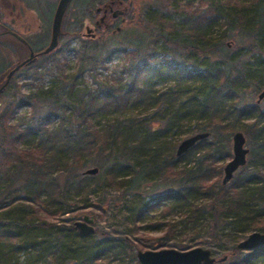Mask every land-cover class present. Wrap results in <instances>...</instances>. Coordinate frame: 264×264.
Here are the masks:
<instances>
[{
	"label": "trees",
	"instance_id": "obj_1",
	"mask_svg": "<svg viewBox=\"0 0 264 264\" xmlns=\"http://www.w3.org/2000/svg\"><path fill=\"white\" fill-rule=\"evenodd\" d=\"M170 1L155 0V6L149 10L157 14L158 7L169 8ZM210 4L211 10L197 13L200 18L197 15L192 18L185 11V22L176 24L175 29L161 27L157 33L154 32L150 42L143 39L139 42H116L92 53L89 50L92 46L86 41L78 47L81 71L88 64L96 70L103 53L108 54L115 49L128 50L124 65L127 77H96L97 85L85 91L74 90L75 86L65 90L63 86L60 90L51 89L26 96L12 93L15 98L0 115L1 186H21L20 190L26 191V196L20 198L44 203L50 213L64 215L67 212L64 203L83 192L86 196L90 194L100 184V177L108 186L122 184L121 178L127 177V190L132 191L140 190L149 182V176L155 173L158 177L167 178L164 180L168 185H174L172 191L157 195L155 204H183L189 208L188 220L193 223L188 228L202 227L218 249L227 250L226 244L230 243L233 251L230 258L224 256L225 260L221 258L214 264H256L263 260L264 246L243 250L237 244L247 229L264 225V110L257 104L245 102L243 87L252 84L256 90L264 89L259 77V73L264 71V46L261 44L264 43V0H217V3ZM85 16L80 11L74 15L75 33L82 27ZM222 18L230 25L228 37L236 38L240 50L235 48L231 51L225 38L212 37L210 30L216 24L218 26ZM159 42L164 50L163 57L156 58L153 54L159 49ZM249 51L260 54L261 59L254 63L245 61L244 55ZM57 57L58 54L50 60L47 56L44 65L31 67L27 73L39 76L41 69L48 70L49 62L52 65L60 63ZM212 57H217L216 63L210 62ZM195 66L199 70L195 71ZM3 68L4 65L0 64V70ZM169 79L178 83L194 79L202 84L191 90L185 84L180 88L177 83L154 92L140 84L141 80L161 82ZM12 87L13 82L2 95H10ZM18 101L22 103L18 104ZM193 101L200 105L198 110L209 114L212 119L200 127L199 132L218 130L224 120L254 119L250 127L257 133L261 157L257 158L253 169L247 160L246 165L240 167V172L239 169L235 172L230 187L231 181L228 184L220 181L221 169L216 166L218 159L210 162V157L201 158L194 166H189V161L178 164L194 148L208 143L207 138L197 142L182 156L164 152L166 147L159 142L160 138L169 136L171 130L178 127L179 119H174L173 115L181 113L180 117L185 111L170 112L164 119L162 130L155 126L148 133H142L139 128L132 129L135 127L133 121L127 124L129 129L124 128L123 121L106 126L97 123V119L112 112L124 115L141 105L147 109H158V113L165 115L170 108L189 107ZM24 104L31 106V114L26 121L22 117H14L17 106ZM157 111L148 114L146 119L159 118ZM229 129L232 130L231 127ZM208 132L211 135V131ZM100 139L105 140L101 142ZM217 143L213 141L210 144L217 146ZM88 164H94L99 171L101 169L102 175L81 172ZM61 177L64 179L60 180ZM89 179L93 181L89 182ZM43 196L46 198L42 199ZM196 201L203 204L198 205ZM2 225L4 222L0 220V251L2 241L21 240L17 232L3 229ZM56 225L48 224L47 227L51 229ZM56 229L61 237L70 232L81 235L75 222ZM114 240V235L105 234L96 251L78 256L73 259V264H100L105 255L118 256L119 245ZM53 259L46 264H58L59 256Z\"/></svg>",
	"mask_w": 264,
	"mask_h": 264
},
{
	"label": "rangeland",
	"instance_id": "obj_2",
	"mask_svg": "<svg viewBox=\"0 0 264 264\" xmlns=\"http://www.w3.org/2000/svg\"><path fill=\"white\" fill-rule=\"evenodd\" d=\"M47 1L49 5L52 3V0ZM98 1L91 0L92 4L94 2L91 12L90 8H92V4L89 1L75 0L71 12L91 13L83 18L82 27L77 29L78 34L75 33L76 28L73 24L74 15L71 16L72 13H68L65 24H63V28L67 32L61 41L62 51H60L57 57L60 63H53L52 65L49 62L47 64L48 70L41 69L39 76L25 73L16 77L13 81L11 94L0 96V115L7 104L15 98L12 93L26 96L34 92L40 93L51 89L60 90L63 86L66 87L65 90L75 86L74 90L85 91L86 88L97 85L96 77L105 78L112 76L120 79L123 76L127 77L128 73L124 65L128 50L125 52L115 49L111 53H103V59L99 61L96 70H93L88 64L84 65L85 68L81 71L82 63L77 49L84 44V41L92 46L89 49L90 53L116 42H139L142 39L150 42L161 27L165 26V28L175 29L176 24L185 22V11L193 18L196 15L198 16V12L207 9L211 10L209 8L211 6L210 3H217V0H171L169 8L164 7L159 9L158 7V10L155 11L157 12L156 14L149 10L155 6V0H125V6L128 7L125 20L123 21L120 18L108 31L103 29L101 31L95 30L94 32L97 35L95 39H92L91 36H87V27L89 26L90 29H93V27L98 26L96 21L100 20V15L94 16L96 6L102 4L101 1L99 3ZM221 1L225 2L226 0ZM82 2L84 3V7L82 6ZM92 14L93 19L90 18ZM228 24L222 18L221 23L218 26L216 24L210 32L213 33L212 37L214 38H225L224 41L229 44L228 48L231 51H234L235 48L238 51L241 49L239 42L236 38L232 39L228 37L230 28ZM117 26L121 27L119 31L116 30ZM158 44L159 49L153 56L161 58L163 57L164 50L160 46L161 42ZM261 44L264 46L263 42ZM244 56L245 61H253L252 63L257 59H261L260 54L253 53L252 51L247 52ZM216 60L217 57H214L210 62L216 63ZM201 61L204 63V57H202ZM193 69L197 71L199 67L195 66ZM259 74L262 83H264V71ZM177 83L172 79L161 82L154 80L140 81V84L145 85L149 88V91L153 92L177 85ZM184 84L185 87L188 86L192 90L200 86L202 82L192 79L187 83H178V87L181 88ZM261 86L264 88V84ZM243 87L245 102L252 105L257 104L264 110V98L259 101V94L264 89L262 91L256 90L252 84ZM20 103L22 102L18 101V104ZM198 108H200L198 102L193 101L189 107L186 105L176 106L173 109L170 108L165 115H162L158 113V109H147L146 106L141 105L124 115L119 112H112L97 119V123L106 126L123 121L124 128L129 129L127 128V124L133 121L135 127L132 129L139 128L142 133H148L155 126V128L162 130L164 119L166 115H170V112L185 111L180 117L178 116L181 113L173 115L174 119H179L178 127L171 130L169 136L160 138L159 140L160 143L165 144V153H174L175 155L178 145L182 140L196 134L200 131V127L212 122L209 114H203ZM154 111H157L156 113H158L159 118L156 120L146 119L147 115ZM30 114V105H18L14 117H22L26 121ZM221 122L222 124L218 126V130H207L211 131V135L206 139L209 145L208 143H204L194 148L178 164L183 165L189 161L191 163L189 166H194L201 158L210 157V162L218 159L219 162L216 163V166L221 169L220 181L222 182L224 168L234 155L233 135L235 132L241 131L246 137L245 146L249 149L247 159L248 163H250L248 165L250 169L256 167V160L258 157H261V150L257 141V133L254 128L250 127L254 119L243 117L241 119H233V121L224 120ZM104 140L100 139L101 142ZM213 141L218 142L217 146L210 144ZM226 154L229 156H226ZM92 167H95V165L88 164L80 171L84 172L86 169ZM102 172L100 169L99 173L94 176L102 175ZM262 173L264 175V171ZM149 177V182L143 184L140 190L133 189L132 191L127 190L128 185L126 184L128 182L126 181L129 180L127 177L121 178L122 184L109 186L100 177V184L96 185L90 194L86 196V192H83L74 198H70L69 202L64 203L67 211L64 215L50 213V210H48V207L44 203L38 201L30 202L27 199L20 198L26 196V191L20 190L22 189L20 188L21 186H12L11 188L5 186L4 188L0 184V220L4 222L2 228L17 232L21 237V240L18 242L15 240H12V242H1L0 264H46L48 261L51 263L54 260V256H59L58 264H73V259L78 256L96 251L99 243H101L105 234L108 233L114 235L116 238L114 242H117L119 245V254L118 256L112 254L105 255L100 264H140L137 256L139 251L170 248L189 250L199 246L211 249L213 256L217 260L224 256L230 258L233 252L230 249V243L226 244L227 250L218 249L214 244L215 241L202 227L188 228V225L193 224L191 220H188V207H185L183 204L182 206H174L170 203L160 206L155 204L154 198L157 195L172 191L174 185L172 183L171 186L168 185L164 180L167 178L164 176L158 177L155 173ZM63 179L64 177L60 178V180ZM92 181V179H89V182ZM231 184L232 181L228 186L230 187ZM45 198V196L42 197V199ZM196 203L198 205L200 203L203 204L201 201H196ZM52 211H54V208H52ZM85 215L94 218V223H89L94 228V232L88 235H80V237L76 236L74 232H70L64 235V237L59 236L60 233L57 232V226L82 221ZM48 224L56 226L49 229L47 227ZM262 226L247 229L244 236L239 238L238 242L245 239L254 231L264 232V225ZM256 264H264V259L258 261Z\"/></svg>",
	"mask_w": 264,
	"mask_h": 264
},
{
	"label": "flooded vegetation",
	"instance_id": "obj_3",
	"mask_svg": "<svg viewBox=\"0 0 264 264\" xmlns=\"http://www.w3.org/2000/svg\"><path fill=\"white\" fill-rule=\"evenodd\" d=\"M59 1L52 0L49 5L47 0H0V64L4 65V68L0 70V87L6 81L10 70L32 57V52L35 61L26 63L17 70L9 84L16 77L27 73L31 67L44 65L47 56L50 60L56 54L59 56L62 36H65L67 32L64 28L55 50L48 54L43 53L52 39L53 20ZM86 1L92 4L91 0ZM100 1L102 4L98 5ZM98 3L94 12V16L100 15V20L96 21L98 26L93 27V29L87 27V36H91L92 39L96 38L97 33L94 32L95 30L108 31L120 18L124 21L128 9L125 6V0H99ZM74 4L75 0H72L66 11L63 24H65L69 12L72 13L71 16L76 14V11L71 12ZM83 4L82 2V6ZM93 4L90 8L91 12ZM120 10L125 11L119 13ZM91 12L86 13V16ZM116 13L117 16H115ZM90 18L93 19V14ZM120 29V26L116 27L117 31Z\"/></svg>",
	"mask_w": 264,
	"mask_h": 264
},
{
	"label": "water",
	"instance_id": "obj_4",
	"mask_svg": "<svg viewBox=\"0 0 264 264\" xmlns=\"http://www.w3.org/2000/svg\"><path fill=\"white\" fill-rule=\"evenodd\" d=\"M72 0H60L57 6L52 28V39L50 44L44 50V54H48L59 44V38L63 34V21L66 11ZM125 10H120L119 13H124ZM118 13V12H117ZM117 13L115 16H117ZM35 61L34 54L32 57L14 67L7 75L6 81L0 87V94L5 91L9 85L12 76L26 63ZM264 98V91L259 94V101ZM210 136V132H198L193 134L178 145L176 155L182 156L187 153L197 142L206 139ZM246 137L243 132L238 131L233 135V152L234 155L224 168L223 184H228L234 177L238 169L247 163V155L249 149L245 146ZM98 167H92L85 170L86 174H97ZM94 223V218L85 215L82 221H76L75 226L78 228L81 235H88L94 232V228L89 225ZM264 246V232L254 231L250 233L245 239L241 240L237 247L243 250H252ZM138 260L140 264H214L217 259L213 256L211 249L202 246L195 247L189 250H179L175 248L161 249V250H146L139 251ZM225 260V258H223Z\"/></svg>",
	"mask_w": 264,
	"mask_h": 264
}]
</instances>
